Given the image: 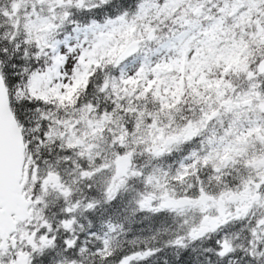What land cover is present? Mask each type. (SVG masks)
<instances>
[{"label": "snow or ice", "instance_id": "6c2138e0", "mask_svg": "<svg viewBox=\"0 0 264 264\" xmlns=\"http://www.w3.org/2000/svg\"><path fill=\"white\" fill-rule=\"evenodd\" d=\"M0 264H264V0H0Z\"/></svg>", "mask_w": 264, "mask_h": 264}]
</instances>
